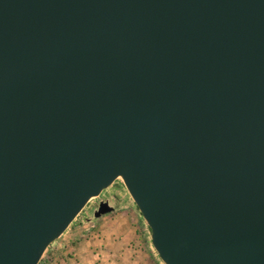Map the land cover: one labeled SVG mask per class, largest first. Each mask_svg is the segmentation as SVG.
Returning <instances> with one entry per match:
<instances>
[{"label": "water", "instance_id": "obj_1", "mask_svg": "<svg viewBox=\"0 0 264 264\" xmlns=\"http://www.w3.org/2000/svg\"><path fill=\"white\" fill-rule=\"evenodd\" d=\"M119 178L165 264H264V0H0V264Z\"/></svg>", "mask_w": 264, "mask_h": 264}, {"label": "rangeland", "instance_id": "obj_2", "mask_svg": "<svg viewBox=\"0 0 264 264\" xmlns=\"http://www.w3.org/2000/svg\"><path fill=\"white\" fill-rule=\"evenodd\" d=\"M101 202L113 211L94 217ZM119 178L92 198L38 264H165L151 242V232Z\"/></svg>", "mask_w": 264, "mask_h": 264}, {"label": "crops", "instance_id": "obj_3", "mask_svg": "<svg viewBox=\"0 0 264 264\" xmlns=\"http://www.w3.org/2000/svg\"><path fill=\"white\" fill-rule=\"evenodd\" d=\"M141 220V223L144 225V226H147L146 224H145V222L143 221V219H140Z\"/></svg>", "mask_w": 264, "mask_h": 264}, {"label": "built area", "instance_id": "obj_4", "mask_svg": "<svg viewBox=\"0 0 264 264\" xmlns=\"http://www.w3.org/2000/svg\"><path fill=\"white\" fill-rule=\"evenodd\" d=\"M101 193H102V192H101ZM101 193H100V194H101Z\"/></svg>", "mask_w": 264, "mask_h": 264}, {"label": "flooded vegetation", "instance_id": "obj_5", "mask_svg": "<svg viewBox=\"0 0 264 264\" xmlns=\"http://www.w3.org/2000/svg\"><path fill=\"white\" fill-rule=\"evenodd\" d=\"M99 207V206H98Z\"/></svg>", "mask_w": 264, "mask_h": 264}]
</instances>
